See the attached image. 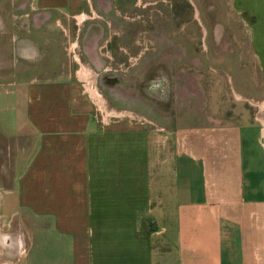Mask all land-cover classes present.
Segmentation results:
<instances>
[{"label":"crops","instance_id":"crops-1","mask_svg":"<svg viewBox=\"0 0 264 264\" xmlns=\"http://www.w3.org/2000/svg\"><path fill=\"white\" fill-rule=\"evenodd\" d=\"M134 1L0 0V264H264L260 121L152 122L99 83L180 81L228 45L264 82V0Z\"/></svg>","mask_w":264,"mask_h":264},{"label":"rangeland","instance_id":"rangeland-1","mask_svg":"<svg viewBox=\"0 0 264 264\" xmlns=\"http://www.w3.org/2000/svg\"><path fill=\"white\" fill-rule=\"evenodd\" d=\"M220 2L223 7L226 8L225 0H220ZM135 3V9H142L141 2L135 0L134 4ZM154 8L155 5L147 7V10L153 12L152 14L154 15ZM135 15L136 13L126 18L134 19L136 18ZM155 17L150 16L141 18L140 20L146 21V24L150 26V23L154 22ZM226 18L225 16L224 18L219 17L217 19L221 21L222 24L227 25L229 22H227ZM184 25H186L185 32H187L189 28L194 27L192 21H186ZM183 35H185V33H183ZM223 37L222 43L225 41L227 43L230 42L231 34L229 31L224 32ZM232 50L234 49L228 45L226 51L227 54H229V58H231L229 59L230 61L234 60L235 52ZM221 51L222 52L219 53L224 56L225 50L222 49ZM100 53L103 59L105 58L104 56H107L104 49L100 50ZM166 53L167 51L165 52V56H168ZM225 56L227 55L225 54ZM232 61L229 64L197 65L195 71L192 66L183 65L181 62L178 67L174 68L173 73L178 72L182 79L180 81H175L171 78L174 74L168 72L163 74L164 84L160 82L157 83L155 82L156 80H149L148 82H140L137 80L129 84L130 86H127L128 83L126 82L128 81H124L123 78L128 76V74H126V76L117 75L115 77L116 79H106L108 76L113 77V75H102L99 83L103 87L113 88L120 85L121 89L123 87L126 89L127 95L130 93V95L133 96L132 98H134V102H136L137 105L141 104L143 108H145V106L148 107H146L149 110L147 114H140V112L137 111L138 107H129V109L131 108L134 111L132 113H138L136 118L141 117V119L152 122L163 119V121H169V123L172 124L178 120L180 125L195 127H229L237 125L238 121L242 122L243 119L247 121V118H251L256 123H258V120L260 121L264 132V82L260 80L251 81L250 77L256 75L254 66L232 64ZM125 67L128 68L126 72L132 74V68H135V64L132 63L131 66H129L130 68L132 67V70L129 69L128 65H125ZM193 72L197 74L189 75ZM152 77L151 75L149 79H152ZM175 77H177V75ZM188 78L196 79L195 81H187ZM157 84L158 88H160L159 90L158 88L156 89ZM188 84L191 86L190 90H187ZM193 89H196V96L187 97V92H191ZM119 92L122 94L121 90H119ZM238 93L244 94L245 96H239L237 95ZM0 96L2 97L1 94ZM2 101V104H4L3 106H10L11 104L10 101ZM101 101L106 102V97L101 96ZM116 102L118 104L122 103L120 100ZM194 105L195 107H193Z\"/></svg>","mask_w":264,"mask_h":264},{"label":"flooded vegetation","instance_id":"flooded-vegetation-1","mask_svg":"<svg viewBox=\"0 0 264 264\" xmlns=\"http://www.w3.org/2000/svg\"><path fill=\"white\" fill-rule=\"evenodd\" d=\"M88 89L90 90V91H89L90 93H93V92L96 93V92L94 91V89H91V87H89ZM92 91H93V92H92Z\"/></svg>","mask_w":264,"mask_h":264},{"label":"bare ground","instance_id":"bare-ground-1","mask_svg":"<svg viewBox=\"0 0 264 264\" xmlns=\"http://www.w3.org/2000/svg\"><path fill=\"white\" fill-rule=\"evenodd\" d=\"M93 92V91H92ZM94 97H96V93L93 92ZM98 98V97H97ZM104 105V104H103Z\"/></svg>","mask_w":264,"mask_h":264}]
</instances>
